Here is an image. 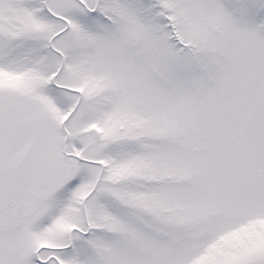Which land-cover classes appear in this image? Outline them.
Listing matches in <instances>:
<instances>
[{
  "label": "snow or ice",
  "instance_id": "obj_1",
  "mask_svg": "<svg viewBox=\"0 0 264 264\" xmlns=\"http://www.w3.org/2000/svg\"><path fill=\"white\" fill-rule=\"evenodd\" d=\"M0 264H264V0H0Z\"/></svg>",
  "mask_w": 264,
  "mask_h": 264
}]
</instances>
